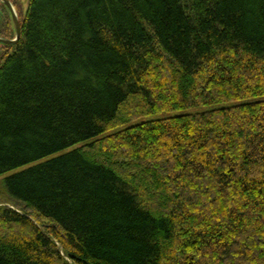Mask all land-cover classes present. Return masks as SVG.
<instances>
[{
	"label": "trees",
	"instance_id": "trees-1",
	"mask_svg": "<svg viewBox=\"0 0 264 264\" xmlns=\"http://www.w3.org/2000/svg\"><path fill=\"white\" fill-rule=\"evenodd\" d=\"M9 1L0 264H264V0Z\"/></svg>",
	"mask_w": 264,
	"mask_h": 264
},
{
	"label": "rangeland",
	"instance_id": "rangeland-1",
	"mask_svg": "<svg viewBox=\"0 0 264 264\" xmlns=\"http://www.w3.org/2000/svg\"><path fill=\"white\" fill-rule=\"evenodd\" d=\"M18 2H16V6L18 7L19 11L20 10L22 11L24 8L23 4L25 3V0H22L21 3L20 2L18 3ZM14 9L18 15V12H17V9L15 8V6H14ZM9 18H10L9 13H7L5 10L0 8V32H2L6 28L7 22H8V30L11 31V20ZM2 178H3V176L0 177V206H7L10 208H13L14 205L11 203V201L8 200L6 194L4 193V191L1 187Z\"/></svg>",
	"mask_w": 264,
	"mask_h": 264
},
{
	"label": "water",
	"instance_id": "water-1",
	"mask_svg": "<svg viewBox=\"0 0 264 264\" xmlns=\"http://www.w3.org/2000/svg\"><path fill=\"white\" fill-rule=\"evenodd\" d=\"M0 4L5 6L9 10L15 31V37L12 39L0 37V44L12 46L16 44V42L20 37V26H19L18 15L14 9L13 4L9 0H0Z\"/></svg>",
	"mask_w": 264,
	"mask_h": 264
}]
</instances>
